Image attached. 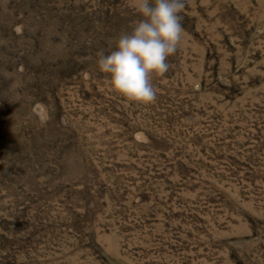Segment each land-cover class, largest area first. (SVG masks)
I'll return each instance as SVG.
<instances>
[{
  "label": "rangeland",
  "instance_id": "374dc122",
  "mask_svg": "<svg viewBox=\"0 0 264 264\" xmlns=\"http://www.w3.org/2000/svg\"><path fill=\"white\" fill-rule=\"evenodd\" d=\"M184 2L144 106L132 0H0V264H264V0Z\"/></svg>",
  "mask_w": 264,
  "mask_h": 264
},
{
  "label": "clouds",
  "instance_id": "9594fccd",
  "mask_svg": "<svg viewBox=\"0 0 264 264\" xmlns=\"http://www.w3.org/2000/svg\"><path fill=\"white\" fill-rule=\"evenodd\" d=\"M143 18L131 33L120 36L116 50L101 54L99 69L110 76L113 91L130 103L144 106L156 101L153 75L169 70L168 58L174 55L183 39L184 0H132Z\"/></svg>",
  "mask_w": 264,
  "mask_h": 264
}]
</instances>
